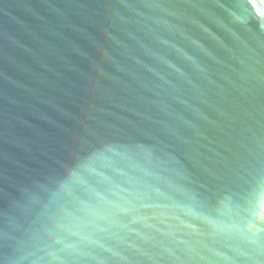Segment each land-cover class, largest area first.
Listing matches in <instances>:
<instances>
[{
  "label": "water",
  "instance_id": "95a60500",
  "mask_svg": "<svg viewBox=\"0 0 264 264\" xmlns=\"http://www.w3.org/2000/svg\"><path fill=\"white\" fill-rule=\"evenodd\" d=\"M0 264H264L259 0H0Z\"/></svg>",
  "mask_w": 264,
  "mask_h": 264
},
{
  "label": "bare ground",
  "instance_id": "6f19581e",
  "mask_svg": "<svg viewBox=\"0 0 264 264\" xmlns=\"http://www.w3.org/2000/svg\"><path fill=\"white\" fill-rule=\"evenodd\" d=\"M259 2L264 6V0H259Z\"/></svg>",
  "mask_w": 264,
  "mask_h": 264
}]
</instances>
